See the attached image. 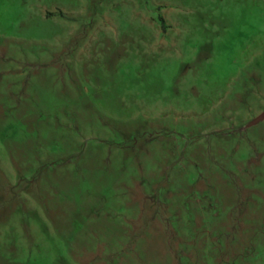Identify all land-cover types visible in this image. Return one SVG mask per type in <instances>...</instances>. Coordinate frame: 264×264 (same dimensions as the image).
<instances>
[{
    "label": "rangeland",
    "instance_id": "obj_1",
    "mask_svg": "<svg viewBox=\"0 0 264 264\" xmlns=\"http://www.w3.org/2000/svg\"><path fill=\"white\" fill-rule=\"evenodd\" d=\"M264 0H0V264H264Z\"/></svg>",
    "mask_w": 264,
    "mask_h": 264
},
{
    "label": "water",
    "instance_id": "obj_2",
    "mask_svg": "<svg viewBox=\"0 0 264 264\" xmlns=\"http://www.w3.org/2000/svg\"><path fill=\"white\" fill-rule=\"evenodd\" d=\"M262 117H264V114L262 115Z\"/></svg>",
    "mask_w": 264,
    "mask_h": 264
}]
</instances>
